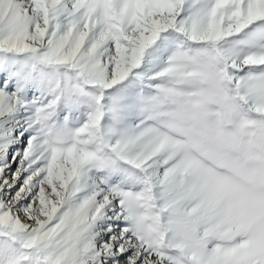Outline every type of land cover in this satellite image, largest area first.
I'll return each instance as SVG.
<instances>
[{"label":"snow or ice","instance_id":"1","mask_svg":"<svg viewBox=\"0 0 264 264\" xmlns=\"http://www.w3.org/2000/svg\"><path fill=\"white\" fill-rule=\"evenodd\" d=\"M0 264H264V0H0Z\"/></svg>","mask_w":264,"mask_h":264}]
</instances>
